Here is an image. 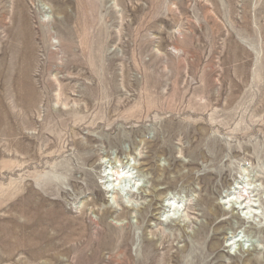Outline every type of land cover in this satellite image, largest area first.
Here are the masks:
<instances>
[{"label": "rangeland", "instance_id": "obj_1", "mask_svg": "<svg viewBox=\"0 0 264 264\" xmlns=\"http://www.w3.org/2000/svg\"><path fill=\"white\" fill-rule=\"evenodd\" d=\"M0 264H264V0H0Z\"/></svg>", "mask_w": 264, "mask_h": 264}, {"label": "bare ground", "instance_id": "obj_2", "mask_svg": "<svg viewBox=\"0 0 264 264\" xmlns=\"http://www.w3.org/2000/svg\"><path fill=\"white\" fill-rule=\"evenodd\" d=\"M120 173H116V175H119ZM121 193H124L125 191L124 190H122V191H120ZM109 193V192H108ZM170 201V200H169ZM163 207H165L164 206V204H163ZM163 217H164V215L163 216H161V217H159V219H158V221L160 222V223H165V222H167V217H165V220L163 219Z\"/></svg>", "mask_w": 264, "mask_h": 264}]
</instances>
